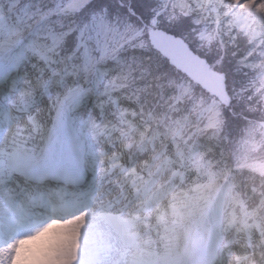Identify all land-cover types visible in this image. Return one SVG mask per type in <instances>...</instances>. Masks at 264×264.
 Masks as SVG:
<instances>
[{
  "label": "rangeland",
  "instance_id": "obj_1",
  "mask_svg": "<svg viewBox=\"0 0 264 264\" xmlns=\"http://www.w3.org/2000/svg\"><path fill=\"white\" fill-rule=\"evenodd\" d=\"M68 1L70 0L61 2V11H64V14H67L66 16L74 15L85 7L92 6L96 0H80L77 3L72 1L70 4L71 6H67ZM117 4V11H108L104 7H98L96 9L94 8V12L89 14L90 21L87 27H84V31H86L87 38L93 40L95 45H98V42H100V47H98L100 53L98 54V58L94 59V61L101 60L104 58L103 55H107L111 58L113 51L116 49H118L119 52L128 51L132 54L133 51H135L142 56L145 55L143 59H139L140 57L138 58L139 60L136 59L137 63L140 61L139 64H143L144 67L151 65L153 68H145L146 70H144L145 72L143 71V77H141L140 80L150 78L149 81L151 80L152 83V78L157 80L166 79L169 84V89H167L166 93L169 94L168 91H171L170 93H172V96L174 92L178 90L181 95L178 103L179 107L187 102V104H195L196 113L194 116L196 118L194 120V126L198 121L197 117L200 112H204V109L201 108V104H199V107L197 104L202 100H209L214 103L217 102V106L214 109L217 119L215 122H220L208 130L207 137L211 139L213 143L217 140L220 141L222 138H226L227 140L222 144V149L225 151V154H230L235 148L237 153L234 160L240 161V163H242L241 166L253 160H264V154L262 155V151L264 152V132L258 135L255 131L256 126L253 125V123L257 121L255 115L259 116L258 120L264 121V0H117ZM135 8L140 11L139 14L135 12ZM29 12L31 11L26 9L25 12L22 13V16L19 12H16L15 25H18L20 29L15 35L19 36L18 39L20 41H25V43L32 42L34 47L36 46V48H38V46L35 45L39 44L38 37H47L51 39L55 34L53 32H48L46 35H43V37L37 36L32 31L31 24L23 22L25 20H23L22 17ZM32 13L36 15V17L40 15L38 9H33ZM154 18H156V28L181 37L196 55L206 59L209 69L217 73H224L226 90L229 95V104L227 107H224L216 97L207 93L199 85L188 80L186 76L169 65L166 60L165 62H161L156 58L150 57L141 29L145 25H150L151 21L155 20ZM5 25V19L0 11V28L3 27V30H0L1 35L5 36L4 39L9 42H11V40H16L17 38L13 37L14 35L12 36L11 26L6 25L5 28ZM160 25L165 28L168 27L171 31H174L172 29L173 27L180 32L181 35L169 32L165 28L158 27ZM130 35H134L135 39L131 41ZM136 35L138 36L136 37ZM10 38L11 40H9ZM56 40L57 38L55 41ZM52 47H54V45L50 46V48ZM54 53L55 56H53L56 58L57 52ZM81 53L83 58L82 67L85 71H88V76L92 78V76H94L93 71L97 68L92 66L84 50ZM70 64L71 63L62 64L61 68H66V70L58 76L60 79L64 75H67V80L71 78L69 69L72 64ZM56 66L60 68V66ZM87 66H89L90 69ZM102 66L105 67V65ZM103 67L98 68V70L102 69L103 72H99L101 75H99L96 83L99 84V86L103 85V87L109 86L111 87L109 90H113V92H122L126 96L127 91L115 85L117 77H119L121 82L130 79L127 77V73L119 68H109L105 70ZM64 79H66V76ZM75 81L77 82V80ZM44 82L45 80L42 81V86L40 87L45 90L46 86H43L45 84ZM64 84H66V82H64L63 85ZM67 84L66 92L71 94L74 90H77L74 89V86L70 84V82H67ZM170 88L173 90H170ZM53 102L54 100L50 103L51 111L53 110L52 108H54ZM231 105L234 106V108L239 107L248 110L251 117L249 116L246 118L245 122L237 128L233 125L232 128L226 129L220 118V113L223 108L228 112L231 110V116H236L237 113L234 112V109L232 111ZM117 112V116L113 118V120L117 119L112 125V129H117L118 137H120L121 134L127 135V138L121 139L122 142L124 141V143H121L122 146L128 147L133 143L135 137L138 138L141 143H145V152L152 148L158 152L162 146L166 147L163 152H167L175 144L168 138L170 135L169 133L158 132L150 128V122L139 112L135 104L123 102ZM192 112H194V110ZM48 113H43V116L47 117ZM186 127L187 125L184 128V134L186 132ZM239 132H241V134ZM198 133V137H205V134L202 132ZM106 135L107 134H105V137ZM228 139H231V141ZM116 140L117 137L114 141ZM243 142L245 143V148L242 149L241 152L239 149H241L240 146ZM177 148H179V144H177ZM206 151H208V149L205 148L202 153ZM162 153L160 152L156 159L159 160ZM218 154L220 159H223L224 153L221 148L218 150ZM183 156L185 158V170L187 171L184 177L194 180L192 182L194 186L189 187L187 190H196L194 191V195L196 196L200 195L199 191H201V195H211L212 193L206 192L205 190L207 185L206 164L202 161L201 155L192 158L191 154L189 155V153H187L185 155L184 153ZM253 156L255 158H253ZM178 160H180V158ZM171 161L179 165L177 158L171 159ZM128 169H133L131 164L130 166H126L124 171ZM160 173L162 177L167 176V171H161ZM255 179L259 181V185H264V176ZM176 181L177 183L179 182V175L176 177ZM248 181L252 182L253 177H250ZM228 184V182L223 184V186L215 192L216 196L223 194L228 198V192L226 191ZM260 187L261 186H258V188ZM258 188L254 190L259 194L260 191ZM185 196L188 197L187 195ZM259 202L261 201L258 200V203ZM229 203L232 204L231 201H229ZM237 204H240L238 206L239 210H241V214H246L248 219L251 218L249 212L244 209L240 200H238ZM173 206L174 205L170 202L168 208L172 210ZM241 220V225L250 227V229L253 230L252 236L254 239H260L264 246L263 223L254 222L253 225L245 224L243 216ZM258 230L259 235L257 234ZM105 249L106 252H113L118 248L109 243L106 245ZM105 254L106 253L100 254L92 263L101 264L105 259Z\"/></svg>",
  "mask_w": 264,
  "mask_h": 264
},
{
  "label": "bare ground",
  "instance_id": "obj_2",
  "mask_svg": "<svg viewBox=\"0 0 264 264\" xmlns=\"http://www.w3.org/2000/svg\"><path fill=\"white\" fill-rule=\"evenodd\" d=\"M72 1L77 3L80 0H70L67 2V6H71ZM150 27L156 28V18L151 21ZM4 37L0 33V60L3 58L2 61L5 62L3 67L9 63L11 56L15 57L17 55L16 51L18 49V47L15 48V44L9 43ZM60 40L66 41L65 38H61ZM31 55L26 54L25 60ZM103 57L101 59L103 62L110 59L107 55H103ZM35 65V67L28 70L26 68V70L21 71L25 73L27 78L34 79L32 86H30L32 90L29 92L39 90L42 79L47 80L43 86H46L47 91L51 90V92L48 94V97L44 95V92L47 93V91H43V93L38 95L39 97H43L45 102L36 104V118H38L36 125L32 124V121L22 124V119L18 118L1 133L0 158L6 152H13V150H21L28 157L39 156L45 153L47 147L54 145L53 141L52 143L48 142L52 138L55 139V142L61 141L63 146L70 147L73 144L71 141V137H73L78 141L82 140V142L88 143L84 148L77 144L78 148H80L78 152L80 155H85L86 161H92L91 164H88L91 166L87 169L89 174L95 173L100 179L101 184L108 186L107 193L103 192L104 197L117 195L115 199H110L108 203H114L115 200H119L124 204H128L129 199L126 195L131 188H128L127 183L123 184V181L128 176H130L129 179H131L132 183L135 181V187L140 186L139 193L142 191L146 193L150 192L149 194L153 199L157 198L154 196L155 193H160L166 187L168 190H166L162 203L166 201L171 202L176 208L171 210L160 206L157 208L156 213L150 211L148 217L142 221L143 223H149V228L140 232L141 237H147L151 234L149 240H153L154 242L159 241L158 238H160L161 244L155 248L157 253L152 256L160 264H195L194 262L201 258V253L202 255L205 254L209 243L214 251V247L221 241V235L225 232H234V234L242 232L241 227L236 224H223L225 219L223 220V210L221 207L225 206L226 202L221 199L220 195L215 198L214 195L203 198L201 195L196 196L194 194L184 197L174 188V175L162 177L160 172L167 171L164 170L165 160L158 163V166L155 164L157 163L156 161L152 163L151 161L160 152H163L166 148L165 146H162L158 152L150 150L148 154H142L145 143H141L139 139H136L128 147L121 145V143H124V141H121L123 137H119L117 141H113L115 139V133L113 132L115 129H112L111 126L116 121L117 118L114 120L113 118L117 116L116 113L120 109L118 102L128 103V100L124 99L123 95L115 93V91L113 93V90H109L111 88L109 86H96V88L90 86L94 84L92 82L93 79L88 76V71L82 73L77 68L71 67L69 69L71 80H67V75L62 76L60 79L57 75L51 73L47 69L48 67L41 66V62ZM100 65V62L92 63L94 68H98ZM87 67L90 69L89 66ZM65 76L66 79H64ZM12 77L13 75L9 79L0 78V91L5 86L14 85L16 77ZM64 82L66 84L63 85ZM67 82H70L74 86V89H78V92L73 94L66 92ZM36 100L33 97L28 101V104ZM52 100L55 101V104L54 109L52 108L53 110L50 111L51 107H49V103ZM77 101L79 102L78 105H76ZM83 102V110H77ZM73 106H76L75 113L78 112L75 118L73 117V113H70L74 110ZM47 111H49L48 116L44 117L43 113H47ZM77 118L83 119L85 123L82 129H79L77 126ZM106 133L107 138L105 137ZM24 145L26 148H24ZM68 149V153H72V150ZM73 151V155L76 156L77 150ZM33 152L35 155H33ZM130 164L133 165L134 169L127 170L129 172H126L127 175L124 176L125 173L121 169ZM149 164H151V167L148 168ZM246 165L245 167L255 174L264 175V162L253 161ZM132 171H134L133 175L135 176H138V173L140 175L145 174V177L150 179V182L145 184L141 181V177L135 179L132 177ZM153 188H160V191L155 190L153 195L151 194ZM134 189L137 190V188ZM171 192L172 197L170 198ZM93 195L94 197L90 198V201H94V198L98 194ZM147 208L154 209L152 207ZM73 221L77 222L64 227H73L70 231H59L56 229L57 227H54L49 232V234L55 233L53 237L42 236L37 239L32 238L30 243L33 244L34 248L39 250L40 254L43 253L41 255L42 259L40 261V256L31 255L26 264H79L78 258L85 259L88 256L91 260H94L102 253L106 254L101 264H137V261H145V255L139 249L128 248L119 242L117 239L118 231L108 224L107 221L100 218L94 211H88L79 220ZM151 228H154V230ZM74 236L78 239L75 242L73 241ZM111 241L117 243L118 251L106 252V245ZM182 241H186V245H181L180 242ZM246 241L248 245L250 244L251 248L246 250V258L258 260L259 264L264 263V246L263 243H260L261 240L258 238L255 240L253 236H249ZM258 244L260 246L256 248ZM174 248H177V252L173 253ZM56 252L58 254L52 257Z\"/></svg>",
  "mask_w": 264,
  "mask_h": 264
},
{
  "label": "trees",
  "instance_id": "obj_3",
  "mask_svg": "<svg viewBox=\"0 0 264 264\" xmlns=\"http://www.w3.org/2000/svg\"><path fill=\"white\" fill-rule=\"evenodd\" d=\"M57 2V0H5L4 1V8L8 11L10 10H19L24 5L29 4L32 9L39 8L41 12H46L48 9L52 8L53 5ZM117 0H96L90 7H85L80 12L74 14V15H62V14H54L49 19L45 20V22L36 29L37 33H43L46 30H52V31H59L62 33L66 41L62 44V48H70L74 45V37L73 35H65V31L68 28L72 27H78L83 22H87L89 19V14L94 12V8H100L104 7L108 11H117ZM125 9V8H124ZM126 11V10H125ZM135 12L137 14L140 13L138 9L135 8ZM110 14V13H109ZM35 16H32V23H34ZM165 28L163 26H158ZM169 32H173L175 34L181 35L180 32L175 30V28L172 27L174 31H171L168 29V27L165 28ZM148 54L150 57L156 58L160 60L161 62H165V59H163L157 52L153 50H149ZM148 56V55H147ZM140 57V58H139ZM143 59L145 58V55H140L139 53H136L133 51L132 54L127 52H118V59L117 63L129 74V78L127 81L129 83V86H126L132 93L133 98L138 103L139 107L142 110L149 111L153 110V114L155 112H161L164 110L165 106L169 103L171 100V91H168L169 94H167V89H169V84L166 79L157 80L152 78L151 80L145 79L140 80L141 77H143V71L146 70L145 68L152 69L153 67L151 65H148L146 67L143 66V64H139L140 61L137 63L136 59ZM138 59V60H139ZM152 71V70H151ZM145 72V71H144ZM153 73V72H152ZM151 75V74H150ZM152 76V75H151ZM168 84V86H167ZM228 85V82H227ZM143 88V89H140ZM138 92H137V91ZM170 90H173L170 88ZM186 103V102H185ZM188 103V102H187ZM186 103V104H187ZM184 104L178 107V111L184 113L187 111L188 106ZM233 105V104H232ZM231 105V106H232ZM234 109V112L237 113L235 116H231L232 114L225 109H221V117L223 125L226 129L234 127H239L241 124L245 122V119L248 118L251 115L249 114L248 110L244 108H234L232 106V111ZM155 115V114H154ZM169 116V115H168ZM253 116V115H252ZM256 119H259V116L255 115ZM167 120V117L165 118V121ZM241 134V132H239ZM227 140L226 138H222L220 141L217 140L215 143L211 141L212 143V152H210V155L217 161V163L220 162V157L218 154V150L221 148L222 152L224 153L223 161L220 162L219 165H226L225 161L231 162L233 156L237 153L236 149L234 148V151L230 154H225V151L222 149L223 142ZM231 141V139H228ZM264 152L262 151V155ZM250 175L245 171L236 172V175L233 177L236 181H238V185H236L237 189H241L244 184L246 183V180L250 179ZM253 189H257L258 182L255 178H253V181L249 183ZM260 191V195L264 196V185H262L260 188H258ZM258 193L255 192V190L248 188V201L252 204L254 203L255 199L258 198ZM260 213H264V210H261Z\"/></svg>",
  "mask_w": 264,
  "mask_h": 264
},
{
  "label": "water",
  "instance_id": "obj_4",
  "mask_svg": "<svg viewBox=\"0 0 264 264\" xmlns=\"http://www.w3.org/2000/svg\"><path fill=\"white\" fill-rule=\"evenodd\" d=\"M147 35L153 50L166 59L169 65L216 97L224 107L228 106L229 95L224 73L209 69L206 59L196 55L179 36L159 28H149ZM259 125L264 129V121H260Z\"/></svg>",
  "mask_w": 264,
  "mask_h": 264
},
{
  "label": "clouds",
  "instance_id": "obj_5",
  "mask_svg": "<svg viewBox=\"0 0 264 264\" xmlns=\"http://www.w3.org/2000/svg\"><path fill=\"white\" fill-rule=\"evenodd\" d=\"M47 231V230H46ZM20 250H18V252H19Z\"/></svg>",
  "mask_w": 264,
  "mask_h": 264
}]
</instances>
